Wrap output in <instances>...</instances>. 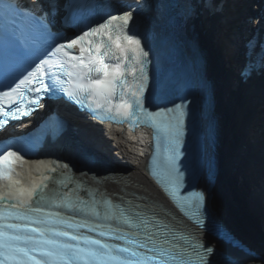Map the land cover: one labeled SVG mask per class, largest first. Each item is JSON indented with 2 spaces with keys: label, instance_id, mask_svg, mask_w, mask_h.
<instances>
[{
  "label": "snow or ice",
  "instance_id": "6c2138e0",
  "mask_svg": "<svg viewBox=\"0 0 264 264\" xmlns=\"http://www.w3.org/2000/svg\"><path fill=\"white\" fill-rule=\"evenodd\" d=\"M207 6L214 7L212 0H207ZM70 7L73 5H65ZM58 13V0H28L23 6L9 2L0 8V43L5 50L23 48L26 31L37 30L47 36V46L31 54L34 59L30 57L23 78H18L15 87L5 84L7 90L0 89V134L12 136L16 125L9 126L10 120L31 117L44 106L45 98L60 96L117 123L127 120L133 127L148 124L155 129L157 157L162 147L165 153L157 175L182 209L193 207L189 197L195 196L189 215L203 227L204 193H181L187 170L180 162L185 117L190 111L187 98L159 111L146 106L149 52L138 33L129 28L132 13L74 27L73 34L67 36L56 28ZM68 20L66 12L62 25ZM13 147L8 139L0 144V180L6 179L9 189L0 191V264H216L212 246L198 239L193 242L190 235L167 226L161 235L162 226L147 218L137 220L139 213L134 217L122 211L114 217L127 227L113 226L107 212L106 222H92L90 216L100 217L99 206L85 202L84 208L78 209L67 200L58 191V185L66 187L62 173L44 176L28 188L13 187L21 184L13 181L15 166L24 161L21 149L13 151ZM50 171L57 173L55 167ZM104 204L110 206L111 201Z\"/></svg>",
  "mask_w": 264,
  "mask_h": 264
},
{
  "label": "bare ground",
  "instance_id": "6f19581e",
  "mask_svg": "<svg viewBox=\"0 0 264 264\" xmlns=\"http://www.w3.org/2000/svg\"><path fill=\"white\" fill-rule=\"evenodd\" d=\"M230 81L229 77L213 79L222 171L215 185L212 204L222 222L264 253V193L254 182L257 167L264 163V152L244 141L249 122L256 128L255 97L244 98L243 91L236 90ZM112 144L115 152L106 158L114 173L102 176L103 187L121 195L136 191L158 203L170 205L162 191L148 178L140 156L128 150L122 140Z\"/></svg>",
  "mask_w": 264,
  "mask_h": 264
}]
</instances>
